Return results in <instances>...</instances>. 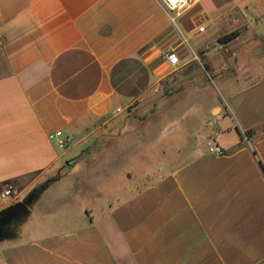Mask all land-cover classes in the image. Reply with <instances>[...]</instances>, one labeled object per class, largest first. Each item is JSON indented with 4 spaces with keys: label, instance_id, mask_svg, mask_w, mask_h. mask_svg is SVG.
Segmentation results:
<instances>
[{
    "label": "crops",
    "instance_id": "0c3cea01",
    "mask_svg": "<svg viewBox=\"0 0 264 264\" xmlns=\"http://www.w3.org/2000/svg\"><path fill=\"white\" fill-rule=\"evenodd\" d=\"M197 63L230 69L224 93L153 109L154 177L112 203L67 188L114 116ZM44 184L0 264H264V0H191L175 22L158 0H0V210Z\"/></svg>",
    "mask_w": 264,
    "mask_h": 264
},
{
    "label": "rangeland",
    "instance_id": "374dc122",
    "mask_svg": "<svg viewBox=\"0 0 264 264\" xmlns=\"http://www.w3.org/2000/svg\"><path fill=\"white\" fill-rule=\"evenodd\" d=\"M196 65L191 66L188 70L182 68L175 70L174 76L177 79L155 92L162 95L161 97L157 95L158 97L143 98L129 110L114 116L109 122L108 129L93 140L89 145L90 148L86 151V157L90 161L84 162L88 165L82 173L87 174L88 181L86 177L78 175L68 181L67 188H74L75 183L77 186H84L96 191L100 189L103 194L95 198L98 204L101 202L112 203L123 195L129 194L135 187L147 183L148 178L154 177L153 171L149 170L153 167L152 162L149 161V156H145L153 143V123H155L158 114L153 109L168 110L174 107L180 109L189 103L187 99H184L186 97L183 98V95L198 91L205 94L198 98L201 101V108H203L213 98H220L224 93L221 82L228 77L230 69L224 72V77H221L219 71L207 69L204 63ZM169 94H177L178 97H164ZM135 159L136 162H134ZM67 169L69 170V167ZM123 170H127V174L134 172L133 180H124L120 173L118 174L120 179L114 175L115 179H112L108 175L111 171L122 173ZM91 177L93 179H90Z\"/></svg>",
    "mask_w": 264,
    "mask_h": 264
},
{
    "label": "built area",
    "instance_id": "2783aa9c",
    "mask_svg": "<svg viewBox=\"0 0 264 264\" xmlns=\"http://www.w3.org/2000/svg\"><path fill=\"white\" fill-rule=\"evenodd\" d=\"M163 7L168 11L169 16L173 22H175V16H178L182 10H184L191 0H158ZM174 13V14H173ZM201 31L204 27L199 28ZM166 59L168 63L172 66H178L180 63V58L178 54L172 50L166 52ZM218 117L212 118L211 122H214ZM49 138L54 140L58 147L61 149L69 148L73 143V137L71 135L65 134L62 130H57L49 134ZM208 149L210 152L215 154H223L224 148L216 142L214 139H210L207 142ZM14 195L13 187L11 185H6L1 193L3 199H10Z\"/></svg>",
    "mask_w": 264,
    "mask_h": 264
},
{
    "label": "water",
    "instance_id": "95a60500",
    "mask_svg": "<svg viewBox=\"0 0 264 264\" xmlns=\"http://www.w3.org/2000/svg\"><path fill=\"white\" fill-rule=\"evenodd\" d=\"M45 188L47 184L35 187L22 200L0 210V242L16 235L17 226L29 216L33 202Z\"/></svg>",
    "mask_w": 264,
    "mask_h": 264
},
{
    "label": "trees",
    "instance_id": "16d2710c",
    "mask_svg": "<svg viewBox=\"0 0 264 264\" xmlns=\"http://www.w3.org/2000/svg\"><path fill=\"white\" fill-rule=\"evenodd\" d=\"M238 31H233V32H231V33H228V34H226V35H223V36H221L218 40H219V42H221V43H225V42H228V41H230L231 39H233V38H235L237 35H238ZM205 64V66H206V68L208 69L209 67H208V64H206V63H204Z\"/></svg>",
    "mask_w": 264,
    "mask_h": 264
}]
</instances>
